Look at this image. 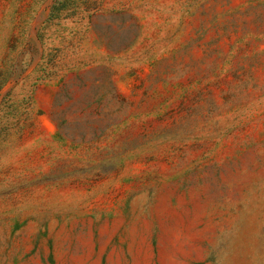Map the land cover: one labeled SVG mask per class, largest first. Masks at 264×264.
Segmentation results:
<instances>
[{"label": "rangeland", "instance_id": "obj_1", "mask_svg": "<svg viewBox=\"0 0 264 264\" xmlns=\"http://www.w3.org/2000/svg\"><path fill=\"white\" fill-rule=\"evenodd\" d=\"M0 264H264V0H0Z\"/></svg>", "mask_w": 264, "mask_h": 264}]
</instances>
